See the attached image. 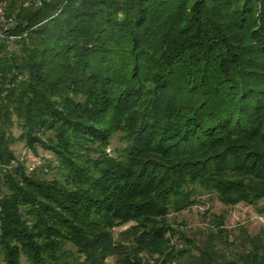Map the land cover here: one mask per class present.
Here are the masks:
<instances>
[{
  "label": "trees",
  "instance_id": "1",
  "mask_svg": "<svg viewBox=\"0 0 264 264\" xmlns=\"http://www.w3.org/2000/svg\"><path fill=\"white\" fill-rule=\"evenodd\" d=\"M0 9V264H172L205 194L264 215V0Z\"/></svg>",
  "mask_w": 264,
  "mask_h": 264
},
{
  "label": "rangeland",
  "instance_id": "2",
  "mask_svg": "<svg viewBox=\"0 0 264 264\" xmlns=\"http://www.w3.org/2000/svg\"><path fill=\"white\" fill-rule=\"evenodd\" d=\"M18 132L13 127V133ZM16 148L21 155L24 154L21 145L17 144ZM27 159L36 160L33 155ZM199 199L197 204L179 213H171L168 217L170 225L178 233L172 238V243L180 249L186 248L188 253L175 259L172 264H195L194 256L200 254L199 249L211 250L227 260H235L251 252L258 238L263 240L264 215L259 214L253 206L243 202L234 206L225 205L215 195L205 194ZM125 228L127 225L116 228L115 235ZM107 262L113 264L114 258L109 257Z\"/></svg>",
  "mask_w": 264,
  "mask_h": 264
},
{
  "label": "built area",
  "instance_id": "3",
  "mask_svg": "<svg viewBox=\"0 0 264 264\" xmlns=\"http://www.w3.org/2000/svg\"><path fill=\"white\" fill-rule=\"evenodd\" d=\"M0 13H1V9H0Z\"/></svg>",
  "mask_w": 264,
  "mask_h": 264
}]
</instances>
